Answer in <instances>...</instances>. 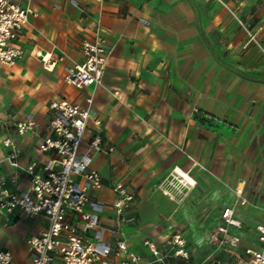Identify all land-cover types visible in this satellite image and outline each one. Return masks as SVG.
Returning a JSON list of instances; mask_svg holds the SVG:
<instances>
[{"label": "crops", "instance_id": "1", "mask_svg": "<svg viewBox=\"0 0 264 264\" xmlns=\"http://www.w3.org/2000/svg\"><path fill=\"white\" fill-rule=\"evenodd\" d=\"M76 1L79 5L72 0H22V5L36 12L19 41L24 56L13 66L0 65V71L7 74L14 67L21 69L26 53L32 55L35 51L50 56L54 66H46L38 55L35 61L27 59L25 63L37 70L42 62L50 75L52 70L60 69L63 80L64 65L81 60V41L92 36L97 24L106 30L110 54L102 82L82 89L88 93L84 98L75 94L78 99L74 102L85 104L92 96L90 124L98 121L99 129L104 131V146H113L112 151L93 156L92 164L103 181L102 188L93 192L105 205L100 220L108 228L113 225L111 186L118 181L125 183L135 194L125 210L135 217L134 222L124 226L126 242L130 250L151 260L144 240L153 241L165 251L170 233L185 220L184 205L173 201L158 184L176 174L183 185L194 187L196 180L184 170L190 168L189 160L207 161L208 156L212 159L217 153L210 146L212 131L204 132L207 123L201 124L194 108L206 114L211 119L208 123L216 129L227 122L238 126L246 138L257 137L254 141L244 139L240 154L246 166L249 161L258 162L257 168L246 169V176L264 178V168L259 164L264 162V138L260 139L264 137V0ZM29 39L33 43L26 42ZM40 42L49 46L43 47ZM62 54L63 61H58ZM46 109L40 118L35 108H30L17 119L33 114L35 132L17 134V121L0 124V166L4 164L10 176L22 175L25 166L39 157L37 144L47 133ZM6 136L11 137L19 152L16 165L8 159L11 147L2 143ZM232 153L226 152L230 160ZM178 169L189 174L194 184H187ZM236 187L243 193L242 182ZM226 207L233 206H223L215 228ZM35 217H39L40 228L27 235L39 233L46 225L42 216ZM234 217L241 221V227L229 226L228 233L239 238L237 246H220L214 241L220 254L212 264L233 260L232 253L259 245L255 225L260 221L248 223L235 209ZM27 235L21 241L26 252L22 264H29L23 240ZM106 240L114 244L115 237L108 233ZM6 249L17 259L14 250ZM167 261L201 264L194 252L188 260L169 254Z\"/></svg>", "mask_w": 264, "mask_h": 264}, {"label": "built area", "instance_id": "2", "mask_svg": "<svg viewBox=\"0 0 264 264\" xmlns=\"http://www.w3.org/2000/svg\"><path fill=\"white\" fill-rule=\"evenodd\" d=\"M74 5H79L72 0ZM36 16L30 7L20 0H0V65L13 66L24 56L19 41L29 22ZM238 22L242 21L237 18ZM148 24L146 20H143ZM106 30L95 25L93 34L81 41V60L64 65V82L76 89H86L101 84L110 49L106 46ZM38 55V53H37ZM40 56L46 66H54L50 56ZM64 55L57 57L63 61ZM92 96L80 104L66 97L49 101L46 109L47 133L40 138L36 151L39 157L28 163L20 176L10 177V186L0 184V221L10 225L17 220L42 216L45 227L37 234L23 238L29 264H168L167 257L189 259L184 248L186 240L179 228H175L165 241L162 251L153 241L144 240V245L153 256L151 260L129 249L124 226L135 221L125 210L134 200L135 194L123 182H115L111 189L114 198L111 207L113 225L106 227L100 218L105 205L93 194L103 186L101 173L93 166L97 152H110L113 146H104V138L93 121L90 127ZM195 114L201 112L194 108ZM206 117V114H201ZM33 114L14 125V131L23 135L35 132ZM94 127V128H93ZM89 132L88 140L84 141ZM2 143L11 147L8 156L16 165L19 155L14 141L6 136ZM23 180L25 185L22 186ZM20 182V184H19ZM236 194L242 190L237 187ZM221 223L212 231L213 240L220 246L228 243L237 246L239 238L229 236L228 227H241L234 217V207H226L221 214ZM259 245L246 246L232 253L234 258L223 264H264V221L255 225ZM115 237L114 244L107 242V234ZM0 264H20L12 251L0 249Z\"/></svg>", "mask_w": 264, "mask_h": 264}, {"label": "rangeland", "instance_id": "3", "mask_svg": "<svg viewBox=\"0 0 264 264\" xmlns=\"http://www.w3.org/2000/svg\"><path fill=\"white\" fill-rule=\"evenodd\" d=\"M20 1L22 3V0ZM26 42L33 43V40L29 39ZM41 45L48 47L49 43H41ZM34 56H37L35 51L32 55L26 53L21 69L14 67L8 70L7 74H2L0 71V124L3 121L10 124L17 121L30 108H35L40 118L51 97L60 98L65 95L76 101L78 97L75 94L84 98L88 93L85 90L67 86L62 80L60 69L52 70L50 75L46 73L47 69L43 67L42 62L39 63L40 68L37 70L25 63L27 59L35 61ZM196 117L201 124L207 123L204 132L212 131L210 136H213V141L210 146L211 149L216 148L217 153L212 159L208 156L207 161L189 160L190 168L184 170L189 171L196 180L194 187L183 185L176 174L170 175L169 179L164 178L158 185L160 190L166 189L169 192L167 195L173 201L185 207L184 223L174 227V229L179 228L183 233L186 240L184 248L189 255L191 252L199 255L201 264H212L219 259L220 250L214 245L211 234L224 205L231 204L238 216L248 223L264 220V178L246 176V169L257 168L258 162L249 161L246 166V161L241 159L240 154L241 142L244 139L254 141L257 137L246 138L242 130L231 123L222 122L224 127L216 129L213 124L208 123L211 119L201 114H196ZM44 132L47 131L44 130ZM100 132L104 133L102 129ZM119 133L120 130L116 131L117 135ZM88 138L89 132L86 133L84 141ZM262 138L264 137L260 139ZM231 150L232 160L228 159L227 155ZM259 164L261 168H264V162ZM10 177L7 168L1 164L0 184H8ZM241 182L245 189L241 196H237L235 188ZM28 220L8 226H2L0 223V249L14 250L21 264L26 256L25 249L21 245L22 237L40 228L39 217H30ZM246 238L249 242L248 235ZM207 253L210 255L208 259L205 257Z\"/></svg>", "mask_w": 264, "mask_h": 264}, {"label": "bare ground", "instance_id": "4", "mask_svg": "<svg viewBox=\"0 0 264 264\" xmlns=\"http://www.w3.org/2000/svg\"><path fill=\"white\" fill-rule=\"evenodd\" d=\"M38 55H41V53L40 52H38ZM44 58H45V60L48 58V55H45L44 56ZM52 67V66H51ZM178 172L181 174V176H182V178L185 180V182L187 183V184H194V181H193V179L191 178V176H189V174H187V173H185V172H183V171H181L180 169H178ZM183 180V181H184ZM186 184V185H187Z\"/></svg>", "mask_w": 264, "mask_h": 264}]
</instances>
